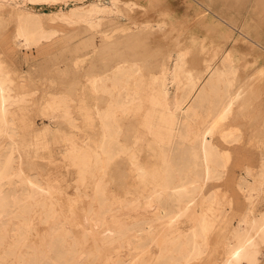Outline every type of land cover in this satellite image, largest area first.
<instances>
[{
    "label": "rangeland",
    "instance_id": "obj_1",
    "mask_svg": "<svg viewBox=\"0 0 264 264\" xmlns=\"http://www.w3.org/2000/svg\"><path fill=\"white\" fill-rule=\"evenodd\" d=\"M91 1L94 0L88 2ZM123 1L137 3L138 7L131 10V16L135 15V19L122 20L120 23L124 26L131 24L132 27L136 21L146 20L154 27V34L152 33L150 38L156 34L158 39L155 36L154 41L150 39L147 43L136 46L128 45V43L115 44L109 42V39L116 33L113 32L114 30L118 32L122 29L104 24L105 26H101L103 28L100 27L97 31L90 33L83 30L87 29L85 25H78L69 29L65 28V34L57 37L52 47L44 50L18 49L14 41L18 8L15 5L0 7V47L5 56L2 55L1 48L0 54L7 68L12 72L15 93L24 94L26 100V103L15 108L11 114L14 118L16 135L0 140V161L11 152L12 146L15 148L16 158L19 159H16L11 167H3L0 172L4 176L9 175V179L15 183L18 182V178L14 175L13 169L19 166L20 173L25 177H31L32 180L46 185L50 190L45 195L46 199L48 198L46 203L41 204L42 202L39 201L30 205L25 201L28 197V186L17 185V183L7 188L5 185L10 191L7 194L9 201L6 202L0 214V229L4 228L10 220L15 223L25 220L26 224L18 238L22 240L21 242L33 243L34 241L33 246L38 248V253L36 252L37 256L34 255L30 259L36 264H63L59 247L65 240L71 243L69 254H82L81 263L71 257V262L66 264H74V262L75 264H160L161 261L167 260L166 255L170 253L168 251L173 242L181 240L179 238L185 232H191V234L198 232L205 214L209 216L210 221H216L218 218L215 215L224 213L225 218L217 220L220 223L217 230L208 233L205 239L196 234L191 236V244L203 245L201 247L206 249L197 259L187 263L223 264L227 259L224 247L226 238L241 216L246 212H252L255 217L264 214V56L258 57L254 53L256 46L249 40V34L240 33L241 25L246 21V15L250 14L255 0H204L209 6L205 5L203 0H153V3H147V0ZM72 5L75 3H69L63 9L67 10ZM57 10L58 6L35 8L36 12L43 14L45 28H50L54 24L45 12ZM141 13L145 15L142 16ZM146 14H150L151 18ZM253 21L264 30V19H253ZM160 25L163 26V30L160 29ZM170 27L172 31L175 29L172 33L176 31V35H173L171 31L169 34L167 29ZM166 30L170 35L169 39L166 37ZM92 34L95 36L94 43L90 41ZM160 36L165 37L162 39ZM172 37L178 39L177 45L180 50L191 51L188 56L189 67H199V65L201 67L202 63L199 64V62L206 60L212 50L215 48L219 50L223 45L234 58L236 67L239 68L234 84L242 85L244 88L245 95L241 99L244 103L241 101L236 104L226 119L211 121L213 124L210 127L214 135L212 145L217 146L221 151L212 164L208 165L210 170L212 169L211 175L206 176L204 169L196 171L189 169L190 160L193 158L191 142L186 144L179 142L177 145L180 146H175L173 159L179 176L186 180L190 190L199 187L193 190L192 200L181 203L162 202L155 213H146L145 199L152 196L156 188H160L163 180L166 179V174L162 171L163 156L151 142L147 141L142 142L137 148L139 149L138 161L145 169L143 177L133 171L131 141L132 137H139L143 131L141 121L136 120L133 113L126 115L117 112L115 114L114 123L122 129L120 128L118 136L119 144L117 146L115 144L110 149L118 152L121 149H127L128 152L114 157L108 163V168L104 164L96 167L88 162V159L79 158L74 153L70 154L69 151L72 148V141L78 147L98 144V140L102 139L104 125L100 115L109 109V99H111L109 92L114 87L119 88L120 91L131 87V81L128 82V79L117 73L115 68L117 69L119 65L131 66V64L140 63L142 72L147 71L143 72V78L150 79L156 72L155 61L150 59L143 61L139 53L152 52L168 43V46L172 45ZM165 40L170 42L164 43ZM13 42L17 46L16 50H14ZM139 50L142 51L139 52ZM15 52H18V55H14ZM7 54L13 56L9 59L6 58ZM17 57L20 59L17 60ZM193 62H198V66ZM241 63L244 64V68H240ZM246 63L247 67H245ZM216 65H219V59L216 60ZM241 70L244 75L248 73L247 81L240 82ZM95 76L96 79H109L108 87L92 85ZM50 93L57 96L50 97ZM85 98L88 106L84 108L93 120L91 125L86 124V113L81 109ZM215 100V98L211 99L206 104L201 110L202 115H209ZM49 101L52 104L47 109L46 105ZM193 125L199 130L204 127L200 120H195ZM85 161L90 163L89 168L83 167V164H86ZM255 181L260 184L254 191L250 189V186L254 185L252 183ZM163 210L176 215L174 218H157ZM84 222L88 223V227H85ZM98 222H104L105 229H109L111 238L115 239L112 244L107 245L102 242L100 237L103 230L95 229ZM137 223H139L138 227L143 229L146 223H152L153 234L147 237L146 234L137 233L134 230ZM82 227H85V230ZM15 228L17 229L16 226ZM92 232L95 234L94 237ZM13 236H7V239L15 238ZM2 238H4L3 235L0 236V239ZM128 240L133 245L130 250L125 247ZM48 245L55 247L49 253L51 255L46 257L44 250L48 249ZM26 251L23 245L16 247L11 253L13 257L9 259L8 264H19L20 257ZM259 252L264 254V246L259 248ZM5 255L7 254H3L4 258ZM258 259L259 264H264V255L258 256ZM0 264L6 263L1 260Z\"/></svg>",
    "mask_w": 264,
    "mask_h": 264
},
{
    "label": "bare ground",
    "instance_id": "obj_2",
    "mask_svg": "<svg viewBox=\"0 0 264 264\" xmlns=\"http://www.w3.org/2000/svg\"><path fill=\"white\" fill-rule=\"evenodd\" d=\"M86 1L88 2L89 0H0V7H3L5 5H10V6L15 5L18 8V13L16 16L17 30L14 36V41L16 42L18 49L19 48H23L26 50H30L32 48H37L40 50L47 49L53 46V43L57 39V37L65 34V30H64L65 28L69 29L78 25H85L88 30L86 28L83 30H85V32L87 31L90 33L91 31L92 32L97 31L101 26H105L104 24L106 25L108 24L107 26L110 25L112 27L115 26L118 29H122L121 31L118 32L117 30H114L113 32L116 33L112 37H110L112 41H110L109 39V42L115 44L125 45L126 43H128V45L131 44L133 46H136L143 44L145 42L147 43L148 40L153 39L155 36L156 39L159 38V37L157 38L156 34L153 38H150V36L154 32L153 31L154 27L150 24V22L146 20L144 22L136 21V23L132 27L131 24H125L124 26L120 23V21L122 20L130 21L131 19H135V15L133 16L134 18L131 16V10H134L135 8L138 7L137 3H133L131 1L124 2L123 0H107V1L94 0L88 3H86ZM152 1L153 0H147V3H153ZM203 2L205 3V5L207 4V6H209L208 3L205 2L204 0ZM69 3H75V5H72L69 7V9L64 10L63 9L64 6L68 5ZM46 6H58L57 11L45 12L47 15H49L48 17H50L51 21L54 23L53 26L50 28H45L42 19L43 14L35 11L36 7H46ZM143 15L145 14H142V16ZM149 15L150 14H148L147 16ZM149 18L151 17L149 16ZM140 19H142V17ZM155 20L156 19H154V21ZM151 22H153L152 19ZM159 27L160 29L163 30V26L160 25ZM171 27H170L171 30L167 29L169 30L168 31L169 34L170 31L172 33L175 30L174 29L172 31ZM167 30H166V37L168 38V36L170 37V35L167 34ZM172 34L176 35V31ZM164 37L165 36H163V38ZM177 37L179 36L177 35ZM172 38H173L172 39L173 41L171 40L172 45L170 44L168 46L169 44L168 43L167 45L164 44L165 46L163 45V47H160L152 52L139 53L141 55V58H143V61L145 60L149 61L148 59L155 61L156 72H154L151 75L150 79L145 80L143 78V72H147V71L142 72L143 68L142 69L140 68L141 66V65L139 66L140 63L135 64L134 61L133 63L135 65L132 64L131 66L119 65L117 69L115 68L117 73H120V75L122 74L123 77L128 79V82L131 81V85H130L131 87L122 89L123 91H120L119 88L114 87V89L111 92H109L111 96V99H109L110 101L109 109H106V111L101 113L100 115L101 121L104 124L102 127L103 129L102 139L98 140L99 141L98 144L99 143L100 144L99 145L96 144V146H93L92 144H91L92 146L90 144L89 145L87 144L85 147H78V145L74 144V141H72L71 142L72 148L69 151L70 154L74 153L79 158H83L84 160L88 159L89 161L88 160L87 161L91 162L92 165H95L96 167L98 165L104 164L108 168L107 166L109 165L108 163L112 161L114 157L116 158L121 153L128 152L127 149H121L119 150V152L110 149L115 144L116 146L117 144H119L118 136L120 135L121 127L116 126V124L114 123L115 114L117 112L126 115L133 113L134 114L133 117L136 118V120L139 119L143 126L142 134H140L139 137L136 136L132 137L133 140L131 141V166L133 171L137 172L139 176L143 177L145 169L141 167L140 162L138 161L139 157L137 158V151L139 149L137 148L138 145H140L142 142L147 141V142H151L155 146L158 153L163 156L162 171L163 173L166 174V179L163 180V184L160 185V188L158 189L156 188L154 194L145 199L144 211L146 213H155V211L160 207L162 202L177 201L181 203V202H190L192 200L193 192L195 191V189H198L199 187L193 188L194 191L190 190L189 189L190 186H188L189 184H187L186 180L179 176L180 174H178V169L175 165V160L173 159L175 146L179 142L180 143L184 142L185 144L186 142H191V144H193L192 145L193 147L191 148V156H193V158L192 160H190L191 163L189 164V169L190 170L193 169L195 171L199 169L200 170L204 169L206 176L211 175L210 173H212V169L210 170L208 165H211L214 159L218 157L217 155L221 154V151L218 149V147L212 145L214 135H213V130L210 127L211 124H213L211 121L226 119L227 116H229V114L231 113L233 107L236 104L241 103L242 101L241 99L243 98V95H245L244 94L245 91L242 85L239 86L238 84L237 86L234 84L237 74L239 72V68L236 67L234 58L224 49L223 45H221L219 50H216V48L212 50L209 54V57L206 60L199 62V64L202 63L201 67L200 65L199 67L196 66L189 67L188 56L189 54H191V51L185 52L184 50H180L179 45H177L178 39H175L174 37ZM94 39L95 36L93 35L90 39L91 43H94ZM166 41L167 40H165L164 43H166ZM205 41L206 40L204 39V42ZM160 42H158V44ZM167 42H170V40ZM154 45L156 46V44ZM160 46H162L161 43ZM140 51L142 50H139V52ZM192 56L195 57L196 55L192 54ZM217 59H219V65H216ZM193 63L197 65L198 62H193ZM110 70L112 71V69ZM11 74L12 72L7 68L6 63L4 59H2V56L0 54V140L5 137H11L16 135V130L14 127V118L13 116L11 117V114L15 108L20 107L21 105L26 103L24 94H20L18 92H17L18 94L15 93L16 92V90H14L15 81L11 77L12 76ZM108 80L109 79H105V78L96 79L95 76V79L92 80V85L99 84L103 88H107ZM53 96L54 94L50 95V97ZM210 98L212 100L214 98L216 99L215 103L213 104V110L209 113L208 116L207 114L206 116H204L202 115L201 110L211 100ZM243 101L242 103H244ZM54 102L53 104H55ZM51 104H52L51 101L47 103L46 105L47 109L48 106L49 107L51 106ZM82 110L85 111V108ZM85 113H86L85 122L87 125H91V122H93V120L91 119V116L87 114L88 111L87 112L85 111ZM195 120L202 121V123L204 124L202 130H199L197 126L196 128L193 125V123H195ZM11 148H12L11 152L6 154L4 160L2 159L0 161V171L3 167L5 168L11 167V165L17 159L15 155L16 153L15 148H13V146ZM89 164L86 162V164H83V167H88ZM13 170H14V175H17L18 178V182L15 183H12L11 181L12 179L11 180L9 179V175L4 176L0 172V214L6 202L9 201V199L7 198V194L10 191L6 189L5 185H7V188L10 187L12 184L16 185L17 183H18L17 185L24 184L28 186L29 187V189L27 188L29 190L27 191L28 197L27 199H25V201H27V203H29L30 205L36 204L39 201L42 202L41 204L47 202L48 198L46 199L45 195H47L50 190L46 185H42L40 183L35 182L34 180L31 179V177H25L22 173H20L21 170L19 166H17ZM145 172L148 173V171ZM106 173L108 172L106 171ZM146 176H148V174H146ZM144 178L146 177L144 176ZM259 184H260L259 182L255 181L254 185L250 186V189L255 191L257 185ZM211 199L213 200L214 198ZM185 214L186 213L184 212V215ZM175 215H176L175 213L167 212L163 210V212L160 213V215L157 218H174ZM224 215H225L224 213L216 214L215 217L218 219L225 218ZM204 218L205 219L201 222L197 233L192 232L193 234H191V232L189 233L185 232L184 235H182V237L179 238L181 240L178 239L179 240L178 242L172 243V247L170 248V250L169 251L167 250L168 252H170L169 254L166 255L167 260L165 262L161 261L162 264H187L194 261V259H197L201 254L204 253L206 248L201 247L203 245L191 244V240H192L191 236H195L196 234L197 236H203V238L205 239L206 238L205 236H207L208 233H212L215 230H217V226H219L220 224L219 222H217L218 219H216V221H210L209 216H207L206 214L204 215ZM84 219H86V217ZM25 222L26 221L24 220L20 223L17 222L15 223L12 220H10L9 222L6 223L4 228L0 229V234L3 235L4 237L0 239V254H1L0 261L3 260V262L8 264L9 259L13 257L11 253H13L14 249L19 245H23L26 247L27 251L25 254L22 255V257H20L19 264H32L34 262L32 259H30L32 256L36 255L35 253L37 252L38 249L37 247L33 246L34 241L33 243L26 241L21 242L22 240L18 238V235L22 233L21 230L24 229L23 226L26 224ZM94 223L95 222H93V224ZM84 224L85 227L88 225V223L85 222ZM138 224L139 223L135 224L137 228L135 227L134 229L137 231V233L138 232L142 233V235L146 234L147 237L153 234L154 230L153 227H151L152 223H146L144 229L138 227ZM58 225L60 226V224ZM14 226H16L17 229L16 228L14 229ZM84 228L82 227L83 230H85ZM95 229L98 231L103 230V232L101 233L102 236L100 238L102 239V242H104L105 244L107 245L112 244L115 241L114 238L113 239L111 238L112 234L108 231L109 229L108 230L105 229L104 222H98L95 226ZM54 231L57 230L54 229ZM11 235H14L15 238L7 239V236H11ZM94 235L95 234L93 233L92 237H94ZM68 242H66V240L65 242H61V245L59 247V249L61 250L60 252L61 259H63L62 263L63 264L70 263L72 259L71 257H73V259L76 258L77 262L81 263L80 259L82 258V254L81 255L78 253L76 255L69 254L71 250L70 247L71 243L69 244ZM81 242L82 240L80 241V243ZM125 245H126L125 247L128 248L129 250L131 249V246H133L131 245L130 241L127 242ZM261 246H264V214L260 215L259 217H255L253 216L252 212H246L237 221L236 226H234L229 236L226 238L224 247L226 250L227 259L226 261H224L223 264H244V263L258 264L259 263L258 256L262 255V253L259 252V248ZM54 247H55L54 245L53 246L48 245V249L44 250L46 251L45 253L47 254L46 257L51 255L49 253L53 251ZM3 254H7L5 255V258ZM34 264L36 263L34 262Z\"/></svg>",
    "mask_w": 264,
    "mask_h": 264
},
{
    "label": "crops",
    "instance_id": "obj_3",
    "mask_svg": "<svg viewBox=\"0 0 264 264\" xmlns=\"http://www.w3.org/2000/svg\"><path fill=\"white\" fill-rule=\"evenodd\" d=\"M249 17H250V20H248ZM259 18L264 19V0H255V3L251 6L250 14L246 15V21L244 23H242V25H241L242 31L240 33L241 34L245 33L246 35L249 34L250 41L253 42L256 46V50L254 53L258 57H261V56H264V30H262V28L259 27L260 25L258 23H254V21H253V19L258 20ZM13 44H14V50H16L15 47H17V46H15L16 44L14 42H13ZM257 44H259V45H257ZM1 52H2V55L5 56V53L3 52L2 48H1ZM241 52H242V49H241ZM14 55H18V52L17 53L15 52ZM7 56L8 57H6V58L10 59L13 55L10 56L9 54H7ZM16 59L19 60L20 58L17 57ZM239 66H240V68H244V64H242V63ZM247 66H248V64L246 63L245 67H247ZM257 66H259V65H257ZM242 72H243V70H241L240 82L247 81V78L249 75H247V74L244 75ZM244 76H245V78H242ZM51 94L52 93H50L49 96ZM55 96H57V94L56 95L54 94V97ZM85 106L86 107L88 106V101L86 98L84 99L83 104L81 105V109H84ZM242 181L244 182L245 180H242ZM252 184H254V183H252ZM262 255H264V254L262 253Z\"/></svg>",
    "mask_w": 264,
    "mask_h": 264
}]
</instances>
